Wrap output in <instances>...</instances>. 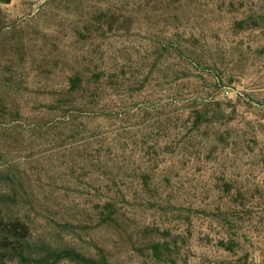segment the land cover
I'll use <instances>...</instances> for the list:
<instances>
[{
	"label": "rangeland",
	"instance_id": "1",
	"mask_svg": "<svg viewBox=\"0 0 264 264\" xmlns=\"http://www.w3.org/2000/svg\"><path fill=\"white\" fill-rule=\"evenodd\" d=\"M0 264H264V0H0Z\"/></svg>",
	"mask_w": 264,
	"mask_h": 264
}]
</instances>
